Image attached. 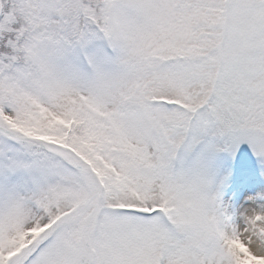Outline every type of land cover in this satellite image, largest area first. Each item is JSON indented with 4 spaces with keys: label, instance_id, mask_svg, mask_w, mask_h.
<instances>
[{
    "label": "snow or ice",
    "instance_id": "obj_1",
    "mask_svg": "<svg viewBox=\"0 0 264 264\" xmlns=\"http://www.w3.org/2000/svg\"><path fill=\"white\" fill-rule=\"evenodd\" d=\"M0 264H264V0H0Z\"/></svg>",
    "mask_w": 264,
    "mask_h": 264
}]
</instances>
